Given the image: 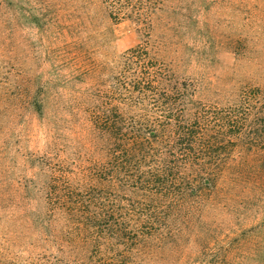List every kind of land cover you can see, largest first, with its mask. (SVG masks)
<instances>
[{
  "label": "rangeland",
  "instance_id": "rangeland-1",
  "mask_svg": "<svg viewBox=\"0 0 264 264\" xmlns=\"http://www.w3.org/2000/svg\"><path fill=\"white\" fill-rule=\"evenodd\" d=\"M158 6L149 31L134 16L114 20L104 0H0V264L70 260L55 220L57 177L103 155L88 109L120 106L118 58L127 49L147 41L170 61L195 84L193 109L264 90V0ZM231 157L246 184L229 186L227 206L208 215L207 230L198 226L197 242L162 264H216L228 247L231 264H264V172H256L264 150L240 144Z\"/></svg>",
  "mask_w": 264,
  "mask_h": 264
},
{
  "label": "trees",
  "instance_id": "trees-1",
  "mask_svg": "<svg viewBox=\"0 0 264 264\" xmlns=\"http://www.w3.org/2000/svg\"><path fill=\"white\" fill-rule=\"evenodd\" d=\"M161 1L104 0L114 20L134 16L149 31ZM147 44L118 58L120 106L88 109L103 155L71 169L70 179L57 177L66 264H162L180 256L202 234L198 226L207 230L208 215L227 206L228 187L246 184L244 168L230 171L231 151L240 144L264 150V90L246 87L232 105L193 109L195 84L180 80ZM216 260L231 264L229 247Z\"/></svg>",
  "mask_w": 264,
  "mask_h": 264
}]
</instances>
